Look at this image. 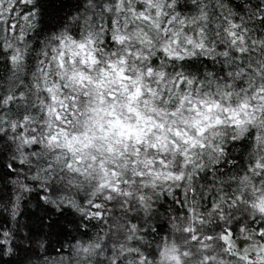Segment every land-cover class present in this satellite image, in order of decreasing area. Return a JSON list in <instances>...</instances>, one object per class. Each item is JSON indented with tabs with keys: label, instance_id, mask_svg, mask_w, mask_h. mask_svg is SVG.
Here are the masks:
<instances>
[{
	"label": "snow or ice",
	"instance_id": "1",
	"mask_svg": "<svg viewBox=\"0 0 264 264\" xmlns=\"http://www.w3.org/2000/svg\"><path fill=\"white\" fill-rule=\"evenodd\" d=\"M0 264H264V0H0Z\"/></svg>",
	"mask_w": 264,
	"mask_h": 264
}]
</instances>
